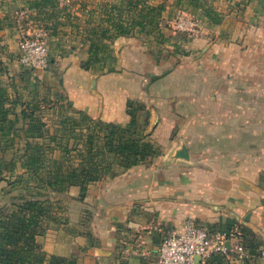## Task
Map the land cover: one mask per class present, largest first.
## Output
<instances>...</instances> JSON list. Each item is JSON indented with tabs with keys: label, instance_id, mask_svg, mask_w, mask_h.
I'll return each mask as SVG.
<instances>
[{
	"label": "crops",
	"instance_id": "0c3cea01",
	"mask_svg": "<svg viewBox=\"0 0 264 264\" xmlns=\"http://www.w3.org/2000/svg\"><path fill=\"white\" fill-rule=\"evenodd\" d=\"M53 1L0 0V58L19 60L22 31L45 28L59 48L49 71L33 72L43 86L72 113L123 126L128 101L141 103L149 117L139 126L159 152L115 167L84 198L79 186L55 194L59 219L37 238L44 251L80 264H157L163 239L188 220L232 249L264 250V0H230L219 22L205 16L199 31H171L165 45L120 36L111 72L83 68L79 2Z\"/></svg>",
	"mask_w": 264,
	"mask_h": 264
},
{
	"label": "trees",
	"instance_id": "16d2710c",
	"mask_svg": "<svg viewBox=\"0 0 264 264\" xmlns=\"http://www.w3.org/2000/svg\"><path fill=\"white\" fill-rule=\"evenodd\" d=\"M183 1H188L191 5L198 2L178 0V3ZM102 9L100 16L93 20L97 24L86 32L89 57L83 63L85 69L95 68L106 58L115 60L111 46L120 36L156 34L158 39L168 41L163 35L160 22L162 13L166 10L164 4L154 5L149 0H119L103 4ZM204 12L212 22L220 21L212 9ZM213 13L215 17L212 19L210 16ZM52 63L50 60V65ZM111 71L114 68L109 70ZM9 99L8 89L0 85L1 138H7V142L16 137L26 140V153L21 157L23 171L19 173L18 181L11 184V190L27 187L31 181H35V188H38L35 195L38 197H44L48 193L61 194L71 186H79L81 197L84 198L87 186L110 174L115 167L131 168L159 152L139 126V117L145 110L141 103L128 101L131 121L125 126L93 119L81 111L68 115L62 122L67 134L59 137L58 129L51 134L43 120L35 116L36 106L32 102L21 103L20 96L8 108L6 102ZM18 105L21 106L20 113L16 112ZM144 112V125H147L149 113ZM11 114H14L13 118L10 117ZM77 130L80 133H75ZM64 136H68L65 143ZM72 139L73 149L69 147ZM45 140L49 141L48 146L41 143ZM60 149L63 157L50 156ZM72 150H76L78 163H74L76 159L72 158ZM1 161L0 184L3 176L6 173L13 175L18 166L15 158L6 162L2 157ZM50 202L52 201L22 196L20 203L12 204L14 209L11 212L4 207L0 209V264H80L76 257L49 256L37 241L39 236L46 233L48 214L52 212L51 221L54 219L56 212ZM227 260L230 262L224 255L213 254L201 264H223ZM245 264L250 263L246 261Z\"/></svg>",
	"mask_w": 264,
	"mask_h": 264
},
{
	"label": "rangeland",
	"instance_id": "374dc122",
	"mask_svg": "<svg viewBox=\"0 0 264 264\" xmlns=\"http://www.w3.org/2000/svg\"><path fill=\"white\" fill-rule=\"evenodd\" d=\"M79 2V8H80V16L83 17V23L87 22L83 25L84 27V35H82V39L86 42V32L88 29H91L94 25L97 23L93 21L94 19H97L100 14L103 12L102 5L105 3H116L119 0H85L83 4H86V7L82 6V2L80 3V0H75ZM73 1V2H75ZM154 5L164 4L166 6V10L162 13L161 17V25H162V32L163 35H165V38H168V33L171 31L176 32L175 38L180 37L183 35V33L187 34H194L191 30H200L201 29V21L205 20L204 17L206 16V13L204 10L212 9L215 11V14L217 15V19L220 20L221 14L224 15L226 13H229V7L230 0H198V2L194 5L190 4L188 1H183L182 3H178V0H149ZM73 2H69L68 4H72ZM56 3L55 1L52 2V4ZM65 5V4H64ZM196 5V6H195ZM83 8V9H82ZM218 10H217V9ZM93 11V12H92ZM226 11V12H224ZM215 14H211V18L215 17ZM209 21L211 19L207 17ZM85 21V22H84ZM206 21V20H205ZM201 25V26H200ZM193 27V29L191 28ZM45 29V28H43ZM36 30V29H35ZM46 30V29H45ZM191 31V32H190ZM27 31H22L20 36L23 37V34ZM31 32V31H28ZM47 32V39L49 42L50 50L53 49L57 50L59 48V43L53 42L51 40L52 33L48 30ZM143 36L148 37L156 43V45H165L168 41L158 39L156 34L152 35H145L140 33H135L134 36ZM179 35V36H178ZM164 38V39H165ZM88 43V42H86ZM114 43V42H113ZM112 43V45H113ZM68 47H73L75 44L68 43ZM78 46V45H76ZM112 47V46H111ZM115 56V55H114ZM115 60H111L109 58H106L101 63L97 64V66L94 68L97 72H105L108 70H111L114 67V65L117 63V57L115 56ZM52 60V59H50ZM8 69V70H7ZM10 70V75L5 74V72ZM33 70H30L23 66L19 60L14 61H4L0 58V85L2 87H5L8 89L10 99L6 102V107L10 108L14 104V100L18 97H22L21 103H28L32 102L33 106H36V110L34 112L35 116L40 117L43 122L46 124L47 129L52 134L55 132L56 129L59 130L58 136L61 137V135H66L67 133L63 130L62 122L68 115H75V113H72L68 107L69 105L64 99H61L60 96L54 95L51 91H48L43 84L41 83V80L37 79L36 76H34ZM21 106L18 105L16 107V112L20 113ZM70 113V114H69ZM141 115H144L143 112ZM11 118L14 117V114L10 115ZM21 126V124H19ZM77 130L75 133H80V131ZM75 135V134H74ZM65 137V136H64ZM68 136L63 139L64 143L67 141ZM75 139V138H74ZM46 141V140H45ZM41 142L46 144V146L49 145V141ZM74 140L72 139L69 143V147L73 149ZM26 153V140L16 137L13 138V141L7 142V138L3 139L1 138L0 134V164L3 163L1 161V158L4 157L6 159V162H10L11 159L15 158L16 162L18 163L17 169L15 170V173L11 175L10 173H6L4 178L2 179V183L0 184V209L6 208L5 210H8V212H11L14 209V206H12L13 203H20V198L22 196H25L26 198H39L43 200H49L52 201V206H54V212H56L57 208H60L59 204H57L56 199L57 197L53 193H48L46 196L41 197L35 195L38 191V188H35V181H31V184H29L27 187H18L16 189L11 190V184L14 183V181H18L17 177L20 172L23 170L21 169V157ZM50 155V154H48ZM62 150H57L53 155H50L54 158H61L63 157ZM74 163H78L79 160L76 157V150H72L71 152ZM53 211V209H51ZM52 212L48 214V222H47V229L46 231L52 227V225L59 219L53 215L54 219L51 221ZM228 259V258H227ZM228 261V260H227ZM224 261L223 264H231L229 261Z\"/></svg>",
	"mask_w": 264,
	"mask_h": 264
},
{
	"label": "built area",
	"instance_id": "2783aa9c",
	"mask_svg": "<svg viewBox=\"0 0 264 264\" xmlns=\"http://www.w3.org/2000/svg\"><path fill=\"white\" fill-rule=\"evenodd\" d=\"M191 31L195 33L199 30ZM19 49V62L23 66L33 71L50 70V47L45 29L37 28L24 33ZM213 254L224 255L230 260L235 256L239 264H245L246 261L259 264L264 258V250L251 253L242 244L232 249L226 235L218 231L211 232L207 227L188 220L181 232H173L163 239L157 264H196L197 256L201 258V264Z\"/></svg>",
	"mask_w": 264,
	"mask_h": 264
},
{
	"label": "water",
	"instance_id": "95a60500",
	"mask_svg": "<svg viewBox=\"0 0 264 264\" xmlns=\"http://www.w3.org/2000/svg\"><path fill=\"white\" fill-rule=\"evenodd\" d=\"M180 157H185L188 158V152L187 149L184 147L180 153H179ZM201 258L199 256L196 257V264H200Z\"/></svg>",
	"mask_w": 264,
	"mask_h": 264
}]
</instances>
